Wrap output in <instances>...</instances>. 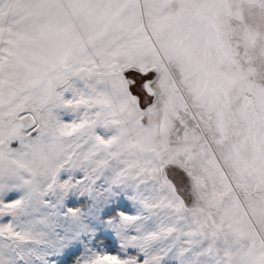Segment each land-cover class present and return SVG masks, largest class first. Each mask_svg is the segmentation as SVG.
Listing matches in <instances>:
<instances>
[{"label":"snow or ice","instance_id":"6c2138e0","mask_svg":"<svg viewBox=\"0 0 264 264\" xmlns=\"http://www.w3.org/2000/svg\"><path fill=\"white\" fill-rule=\"evenodd\" d=\"M69 258L264 264V0H0V264Z\"/></svg>","mask_w":264,"mask_h":264},{"label":"rangeland","instance_id":"374dc122","mask_svg":"<svg viewBox=\"0 0 264 264\" xmlns=\"http://www.w3.org/2000/svg\"><path fill=\"white\" fill-rule=\"evenodd\" d=\"M138 80L141 81V79H138ZM132 91H133L134 94L140 96L139 91L135 88V86L132 88ZM141 102H142V98H141ZM146 104H147V102L141 103V106L144 107V106H146ZM23 114H25V113L22 112L20 115L22 116ZM71 119H73L72 116H65L64 117V120L66 122H70ZM21 132L23 134H27L28 132H32L33 136H35V134H36L34 131H32V129H29V130L21 129ZM12 147H14V148L15 147H19V142L18 141H13L12 142ZM67 178H68V174L66 172H62L61 173V180H65ZM76 180H81L82 181L83 180V173H81V172L74 173V182ZM65 204H66V207L80 208L81 211H85L86 212L87 211V207L89 206V198H88L87 194L84 195V196H79L78 194L75 195V196H69L66 199ZM117 211H124V212H126V214H132V215L136 214L135 213V209L133 207V204H132V202L130 200H124L121 203V206L117 209ZM105 219H107V217ZM5 220H7V217L5 218ZM101 239H104V237H101ZM113 241H114V236L113 237H109V239L106 242L109 243L111 248H112V250L115 251L116 250V244L118 242L113 243ZM129 251H130V253L135 254L134 250L130 249ZM69 264H70V258H69Z\"/></svg>","mask_w":264,"mask_h":264},{"label":"flooded vegetation","instance_id":"af4514ba","mask_svg":"<svg viewBox=\"0 0 264 264\" xmlns=\"http://www.w3.org/2000/svg\"><path fill=\"white\" fill-rule=\"evenodd\" d=\"M137 78L142 79V78H139L138 76ZM138 79H137V85L135 86V88L139 91L140 97L142 98L141 103H144V102H147V96H146V93L141 92L140 87H139L140 81Z\"/></svg>","mask_w":264,"mask_h":264},{"label":"water","instance_id":"95a60500","mask_svg":"<svg viewBox=\"0 0 264 264\" xmlns=\"http://www.w3.org/2000/svg\"><path fill=\"white\" fill-rule=\"evenodd\" d=\"M28 115V113H25V114H23L22 116H24V117H26ZM24 130H29V129H31V128H28L27 126H25V128H23Z\"/></svg>","mask_w":264,"mask_h":264}]
</instances>
